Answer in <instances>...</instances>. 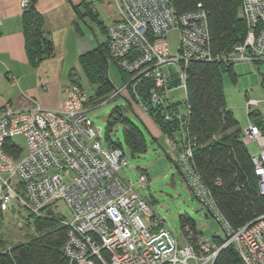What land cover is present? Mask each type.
<instances>
[{
    "label": "built area",
    "instance_id": "1",
    "mask_svg": "<svg viewBox=\"0 0 264 264\" xmlns=\"http://www.w3.org/2000/svg\"><path fill=\"white\" fill-rule=\"evenodd\" d=\"M31 0H21L22 11ZM118 18L107 27L111 59L130 77L101 102H92L79 84L65 90L58 110L34 104L25 109L5 107L0 115V217L14 202L26 209L28 217H17L19 229L29 228L36 235L32 218L47 219L55 214L68 230L64 254L70 264H216L222 251L233 248L242 264H264V215L238 230L219 212L212 192L197 172L194 148L183 121L191 114L188 104V79L191 63H264V0H242L246 25L244 41L224 57L214 56L207 14L198 10L176 16L169 0H112ZM3 16L0 14V26ZM177 29L181 44L177 56L169 51L167 34ZM151 82L150 106L162 110V120L173 126L162 133L167 150L175 154L174 163L189 188L211 211L224 229L226 239H203L190 228L184 244L166 225L149 200L137 191L131 178L121 175L129 164L121 147L101 142V130L94 127L90 114L118 98H133L143 112L150 108L139 95L143 82ZM264 86V83H263ZM176 89L186 94L185 107L172 103L169 95ZM264 103L248 100L250 124L242 131L244 143L255 142L260 155L253 158L264 197ZM25 138L27 151L14 142ZM13 140L19 154L4 151ZM147 173L138 184L145 188ZM64 202L73 218L67 221L56 213ZM221 240V243H217Z\"/></svg>",
    "mask_w": 264,
    "mask_h": 264
},
{
    "label": "trees",
    "instance_id": "2",
    "mask_svg": "<svg viewBox=\"0 0 264 264\" xmlns=\"http://www.w3.org/2000/svg\"><path fill=\"white\" fill-rule=\"evenodd\" d=\"M169 3L176 16L194 13L200 9L207 14L211 49L215 57L229 55L237 44L244 41L246 25L242 14V0H169ZM36 5L37 0H31L22 15L26 52L34 68L55 54L52 41L46 37L44 19ZM89 13L93 14L91 9ZM111 61L107 42L79 58L81 69L89 82L96 87V95L90 97L92 102H101L116 89L108 76ZM118 70L121 72L122 84L128 83L130 77L120 68ZM225 72L232 73L233 64H190L188 104L191 114L183 121L182 128L195 145L194 163L197 172L212 192L221 215L232 229L238 230L264 215V197L259 192V178L255 174L253 158L241 138L242 130L226 105L223 86ZM71 82L79 84L76 80ZM150 88L151 82L146 81L139 86L138 92L150 108L149 116L157 127L163 133L173 127L180 128V123L173 126L165 123L162 120V110H155L150 106ZM119 121L126 122L118 111H114L109 116V126ZM126 123L125 143L132 153L145 152L146 140L143 132L134 124ZM111 145L122 148L119 144ZM4 151L13 156L19 154L13 140L5 145ZM32 219L36 235L29 237L26 242L2 251L5 241L0 239V264H70L64 254L67 228L54 215L47 219ZM186 227L198 234L193 221H185L183 229ZM217 243L220 244L221 240H217ZM216 264L242 262L235 249L228 248L221 252Z\"/></svg>",
    "mask_w": 264,
    "mask_h": 264
},
{
    "label": "rangeland",
    "instance_id": "3",
    "mask_svg": "<svg viewBox=\"0 0 264 264\" xmlns=\"http://www.w3.org/2000/svg\"><path fill=\"white\" fill-rule=\"evenodd\" d=\"M167 39L170 54L177 56L181 44L179 30H171L167 34ZM112 61L109 65L108 76L115 87L119 88L122 84L121 72L116 67L117 65L115 66V62ZM71 73L73 74L72 77ZM51 80L60 81L64 85L71 84L72 80H76L89 97L96 95V87L89 82L78 61H67L61 75H55ZM263 83L264 63L236 62L233 64L232 73H224L223 86L226 105L232 111L242 131L247 129L250 124L259 125L257 119H249L246 104L248 100H264ZM169 98L172 103L185 107L186 94L184 90H174L170 93ZM259 110L263 115L264 103L260 105ZM114 111H118L126 122L140 128L146 140L145 152L132 153L125 143L124 130L126 122L119 121L109 126V116ZM90 118L94 123V127L101 130V142L104 147H109L111 143L122 146L127 154L129 164L121 170V175L125 178H131L137 191L149 200L181 245L184 244V233L188 228L183 229V223L187 220L195 223L196 231L203 239L214 236L223 241L226 239L221 224L214 214L195 197L178 170L174 163L175 154L167 150L160 129L154 120L143 112L133 98L130 103L124 98H118L105 107L94 109L90 114ZM14 142L22 149L23 153L27 151L24 137H16ZM245 144L252 158L260 155V149L255 142ZM144 173H147L149 177V182L145 188L138 184L139 178ZM56 206L55 211L57 214L67 221L72 220L73 214L64 202H59ZM28 213L16 201L11 205L10 210L3 217H0V239L5 241L3 242L4 248L2 251L11 249L13 245L30 239L29 228L19 229L17 226V217L20 215L26 218Z\"/></svg>",
    "mask_w": 264,
    "mask_h": 264
},
{
    "label": "crops",
    "instance_id": "4",
    "mask_svg": "<svg viewBox=\"0 0 264 264\" xmlns=\"http://www.w3.org/2000/svg\"><path fill=\"white\" fill-rule=\"evenodd\" d=\"M20 2L0 0V115L5 107L18 110L34 104L60 109L70 84L51 79L61 75L67 61L79 62L82 55L104 45L106 28L118 18L112 0H37L55 54L34 68L26 52Z\"/></svg>",
    "mask_w": 264,
    "mask_h": 264
}]
</instances>
